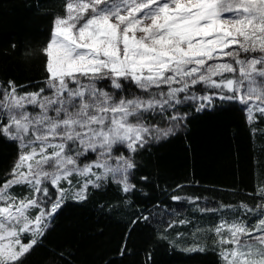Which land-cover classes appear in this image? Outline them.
<instances>
[{"label":"snow or ice","instance_id":"1","mask_svg":"<svg viewBox=\"0 0 264 264\" xmlns=\"http://www.w3.org/2000/svg\"><path fill=\"white\" fill-rule=\"evenodd\" d=\"M64 9L42 49L47 87L23 95L12 81L0 87V136L21 150L0 184V264H24L45 218L61 206L62 181L83 180L80 200L109 176L122 192L133 191L137 164L127 153L143 149L154 132L169 134L145 121L181 103V93L203 85L245 105L249 122L256 111L264 116V0H66ZM199 99L204 107L212 95ZM17 186L31 197L18 198ZM49 186L59 193L51 209L30 216ZM242 207L243 218L222 213L213 229L220 259L264 264V205ZM25 234L33 237L27 243Z\"/></svg>","mask_w":264,"mask_h":264},{"label":"trees","instance_id":"2","mask_svg":"<svg viewBox=\"0 0 264 264\" xmlns=\"http://www.w3.org/2000/svg\"><path fill=\"white\" fill-rule=\"evenodd\" d=\"M62 1L0 0V87L12 81L18 93L46 88L42 49ZM212 90L197 85L180 99ZM251 124L237 101L189 106L183 130L131 154L133 191L107 179L88 187L86 199L66 198L24 264H222L212 237L217 215L197 205L254 208L261 200L264 117ZM19 151L16 141L0 136V184ZM178 240L197 247L178 248L172 244Z\"/></svg>","mask_w":264,"mask_h":264},{"label":"rangeland","instance_id":"3","mask_svg":"<svg viewBox=\"0 0 264 264\" xmlns=\"http://www.w3.org/2000/svg\"><path fill=\"white\" fill-rule=\"evenodd\" d=\"M65 2H66V0H65ZM64 14H65V9L63 8V10H61L59 15H57V16H63ZM105 90L111 91L108 88H105ZM212 91H214V92H210V93L204 94V95H207V94L212 95L211 101L210 102H205L204 107H201V101L199 99V97L202 94L198 95V96L194 95V94L185 95L188 98L185 99V96L182 97L181 98V103L176 104L174 106V108H167L166 114L161 115L160 114V110L157 109L155 113L150 114L149 120L145 121V123H148L150 127L159 128L161 130V132L170 130L168 135H171L174 132L180 131V129L183 130L184 129L183 123H184V119H185V116H186V112H187V110H189V106L193 107L196 110H200L202 108H209V107L213 106V102H214V100L216 98H221V96L218 94L219 90H214L213 89ZM19 94L23 95L24 93H19ZM192 97H195V99H193ZM224 99L225 100H230V99H227L226 97ZM230 101H236V100H230ZM240 106L243 109V111H244V113L246 115L247 122L249 124H251L254 120H256L258 116H262L259 113V111H256L254 113L253 119L251 120V122H249V120L247 118V111L245 110L246 106L242 105V104H240ZM37 111H38V109H37ZM173 115H178L180 117V119L179 120L171 119V117ZM157 135H159V134L154 132L152 134V136L150 138H148V142L147 143L155 142V141H158V140L163 139V138L168 136V135L167 136L160 135V138H157ZM17 144L19 146L18 142H17ZM20 151H19V154H20ZM120 154H125V150L123 148L121 149V153ZM131 154L132 153H127V155H129V156H131ZM95 155H96L95 153L91 154L93 159L95 158ZM18 157H17V159H18ZM17 159H16V161H17ZM81 166H83V165L81 164ZM9 178H10V176H9ZM107 179H112V178L109 176ZM107 179L99 181L98 183L101 185ZM71 180H72L71 184H68L66 181H62L61 182L60 187L65 189L64 198L61 201V203L66 198H74V199L77 200L76 193L78 192V190L80 188V185L83 183V180L81 178L75 176V175L71 177ZM90 186L91 185H89V187ZM19 187L20 186H17V187H15V188H13L11 190L13 192V194H15L18 198H24L25 196L31 197L32 192L27 186H21L22 190L19 189ZM15 190H17V192ZM262 194L263 195L261 196V200H259V202L257 203V205L254 208H252L256 212L260 211V208L258 206L264 205V193H262ZM58 196H59V193L55 189L50 187L49 196L48 197H44L43 195H41L39 197V199L41 201L40 207L31 209L29 211V215L32 216V217H35V215H37L39 213L41 208H45L47 210H50L52 205L50 203H48V201L52 200V202L54 203L55 200L53 198L54 197H58ZM197 208H200L201 211L212 212V213L217 215L216 223L213 225V228H212V237L214 238L215 245L219 248V251H220V246L218 244V237L215 235L213 229H214L215 225L219 222L221 214L227 212L229 214L228 215L229 219L243 218L245 216L244 208L242 206H239V207H236V206L208 207L206 205H197ZM249 216H250L249 226L250 227H254L255 226V217H252L251 214H249ZM50 219H51V216L46 217L44 223L46 225L49 224L48 222H49ZM169 222H170V220L165 224V226ZM195 238H196V236L194 234L193 235V239H195ZM185 242H186V240H178V241H172V244H174L178 248H184V249H194L195 247H197V244H195L194 242H192L191 244H186Z\"/></svg>","mask_w":264,"mask_h":264},{"label":"crops","instance_id":"4","mask_svg":"<svg viewBox=\"0 0 264 264\" xmlns=\"http://www.w3.org/2000/svg\"><path fill=\"white\" fill-rule=\"evenodd\" d=\"M64 5H65V0H63L62 1V8H61V10H63V8H64ZM61 10H58V11H56V12H54V14L53 15H55L54 16V19H55V17H57V15H59V13H60V11ZM54 19H53V22H54ZM22 187L20 186L19 187V189H21ZM22 190V189H21ZM16 192H17V190H15ZM50 221V220H49ZM49 223V222H48ZM48 225V224H47ZM38 236L39 235H37L36 237H35V239H37L38 238ZM33 237L31 236V234H25L24 235V237H23V241L25 242V243H27L29 240H31Z\"/></svg>","mask_w":264,"mask_h":264}]
</instances>
